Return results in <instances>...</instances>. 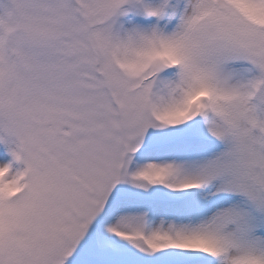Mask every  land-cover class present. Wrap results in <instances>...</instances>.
<instances>
[{"label": "snow or ice", "instance_id": "snow-or-ice-1", "mask_svg": "<svg viewBox=\"0 0 264 264\" xmlns=\"http://www.w3.org/2000/svg\"><path fill=\"white\" fill-rule=\"evenodd\" d=\"M0 264H264V0H0Z\"/></svg>", "mask_w": 264, "mask_h": 264}]
</instances>
